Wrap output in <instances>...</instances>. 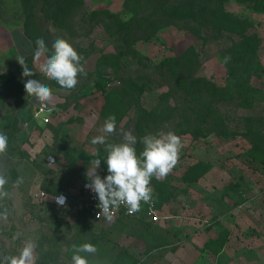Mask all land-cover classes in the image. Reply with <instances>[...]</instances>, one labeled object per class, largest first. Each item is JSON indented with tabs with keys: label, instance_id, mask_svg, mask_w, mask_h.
Here are the masks:
<instances>
[{
	"label": "rangeland",
	"instance_id": "1",
	"mask_svg": "<svg viewBox=\"0 0 264 264\" xmlns=\"http://www.w3.org/2000/svg\"><path fill=\"white\" fill-rule=\"evenodd\" d=\"M138 1L83 0L80 4L76 0L75 9L56 19L45 13V0H0V71L10 78L0 81V132L8 138L6 151L0 153V175L7 179L4 190L9 194L0 199V258L19 255L24 242L31 240L36 244L34 264H71L72 246L83 243L97 248L95 254L81 253L89 264H158L159 246L178 253L184 238L174 225L186 221L193 227L187 232L190 264H264V164L247 154L251 143L246 135L251 130L264 132V13L252 12L234 0L222 3L226 10L254 20L250 32L257 33L259 46L253 52H245L241 37L234 33L181 18L160 23L150 29V37L129 44L118 18L140 19L145 25L161 19L156 13L162 10L159 2ZM94 11L101 13L93 15ZM28 27L44 39L50 52L58 37L74 46L87 73L79 75L75 88L64 89L39 71L33 63L35 48L24 31ZM190 47L198 59L194 76L222 89L223 97L212 105L224 118L225 135L210 129L205 137L177 127L178 117L201 115L210 99L209 89L199 103L185 96L163 64L166 57ZM19 57L34 76L22 75ZM101 75L113 91L127 88L129 82L137 84L124 101L125 114L120 118L119 108L104 106L101 89L81 91ZM27 79L39 80L53 92L48 102L55 110L46 115L51 117L43 128L24 87ZM140 109L176 118L161 127L140 129L139 134ZM109 115L116 117V132L107 136L109 143H121L127 131L136 136V144L145 135L160 132L171 131L181 138L177 164L166 178L151 180L159 204L158 221L143 214L98 222L77 210L90 183L91 162L100 159L97 174L108 175L105 145L91 141ZM201 161H209L211 169L197 181H185L187 167ZM17 180H22L18 187L14 186ZM41 191L44 196H39ZM60 195L66 197L62 206L54 199ZM199 223L203 229L195 233ZM157 225H164L163 229L157 230Z\"/></svg>",
	"mask_w": 264,
	"mask_h": 264
},
{
	"label": "clouds",
	"instance_id": "2",
	"mask_svg": "<svg viewBox=\"0 0 264 264\" xmlns=\"http://www.w3.org/2000/svg\"><path fill=\"white\" fill-rule=\"evenodd\" d=\"M36 50L33 54V63L39 65V71L48 79L57 82L64 89H73L78 84L79 75H87L82 57L74 46L64 38H56L52 43L51 52L43 38L36 40ZM23 67L22 75L32 77L34 73L27 67L23 57L16 58ZM26 93L37 98L41 103L50 101L53 92L46 84L36 79H27L24 84ZM116 132V117L109 115L99 129V135L93 137V145H105L107 156L108 175L101 178L97 169L101 160L92 163V169H88L87 177L90 183L86 185L96 193L99 207L102 210L98 216L104 214L112 219V210L124 205L129 214L140 209L141 201L149 202L152 198L150 186L153 177L166 178L178 162L182 147L181 138L174 132H160L148 134L142 138L143 150L137 155V138L131 131L123 132L121 143H109L107 136ZM8 146L7 136L0 132V153H4ZM22 180H17L14 186H19ZM7 179L0 175V199L9 194L4 190ZM54 199L59 205L66 202V197L60 195ZM7 218V211L2 214ZM35 242H24L19 255L4 256L0 258V264H34ZM71 264H89V260L81 253L95 254L97 248L92 243L73 245Z\"/></svg>",
	"mask_w": 264,
	"mask_h": 264
},
{
	"label": "trees",
	"instance_id": "3",
	"mask_svg": "<svg viewBox=\"0 0 264 264\" xmlns=\"http://www.w3.org/2000/svg\"><path fill=\"white\" fill-rule=\"evenodd\" d=\"M45 1V13L48 12L49 17H53L56 19L63 18L62 15H66L67 13L72 11V9H75L74 3L76 0ZM134 1H137V3L140 2L138 0ZM150 1L153 2V0ZM224 1L227 0H219L217 2L215 0H156V3L159 2V6L160 8H162V10H160L161 13H159V11L156 12L161 17V19H151L146 25L145 21L140 19L122 21L118 18V22L123 26L124 30L126 31L123 38L129 44H131L134 40L138 38L150 37V29L156 27L160 23L161 25H165L173 23L176 18H181L193 21L195 24L200 25L202 27H207L210 30L234 33L241 37V46L244 51L253 52L259 46V37L257 33L250 32V29L254 27V20H251L249 16H240L236 13L226 10L222 6V3ZM234 1H236L238 4L245 5L252 12L264 13V0ZM77 2L81 4L83 0H77ZM98 13L101 12H92L93 15H96ZM110 15L111 17L115 16L114 14ZM142 26H145L147 31H141V28H143ZM32 27H28L24 29V31L28 39L31 40L33 47L36 50V40L38 38L36 34H33ZM163 64L167 67L173 84L181 88L185 92V96L191 97L192 100L194 99L199 103L202 100V95L205 94V89H209L208 91L210 99L209 102L207 100L204 104V107H202V114L196 117H192L190 115H183L180 118L178 117L177 127L179 126V129H182V131L184 129L187 132H194L196 135L201 134L205 137L209 134L208 131H210V129H219L216 132L219 135H225V129H227V126L224 125V118L212 105L217 100V98L223 97L222 89L221 87L215 85L207 79H204L203 77L194 76L193 70L198 64L197 54L195 53L194 49L190 47L187 48L185 52L177 56L166 57ZM104 79L105 77L101 75L100 78L95 82L83 86V89L81 91L83 92V94H89L93 92L94 89H101L106 100L104 106L106 108L108 107L110 110H112L113 107L114 111L119 108L118 111H120V113L118 118H120L121 115L125 114L126 108L123 107V103L124 101H126L127 97H130L132 87H136L137 84L129 82L130 85L127 88L122 89L121 91H113V89H110L112 88V86L110 88L107 87V81L105 82ZM8 80H10V78L0 71V81ZM169 94L170 92L165 93L166 96ZM52 107V111H54V105H52ZM50 112L51 111L47 113ZM175 118L176 117L173 114H169L167 116L161 114L156 110L140 109L138 112V119L136 121L138 128L136 129L139 131L140 129H150L153 126L161 127L167 124L168 121H172ZM37 124L40 128H43L46 123L42 119V121H38ZM191 129H193V131H190ZM203 129H206V131ZM246 135L251 143V147L247 151V154L252 159L264 164V132L259 130H251ZM141 143L135 145L137 155H139L140 152L143 150L140 148ZM211 167L212 164L209 161H201L195 163L194 165H190L189 167H187V171L184 174V179L185 181L190 183L197 181L201 176L207 173L211 169ZM152 199L154 200L153 194ZM154 202L156 209H158L159 204L157 205L155 200ZM160 203H162V201ZM77 210L86 212V214L91 219H93V217H91L84 205L80 207V205L78 204ZM143 214L146 215V213L141 212L138 216H141ZM132 217L137 216L121 217V219ZM146 217L148 216L146 215ZM93 220L97 221L95 219Z\"/></svg>",
	"mask_w": 264,
	"mask_h": 264
},
{
	"label": "built area",
	"instance_id": "4",
	"mask_svg": "<svg viewBox=\"0 0 264 264\" xmlns=\"http://www.w3.org/2000/svg\"><path fill=\"white\" fill-rule=\"evenodd\" d=\"M106 85L108 88H110L112 86L110 82H107ZM41 112H43V110L38 107L34 113V116L35 117L39 116L41 114ZM50 117H51L50 115L43 117L44 122L45 123L48 122L50 120ZM44 194L45 193L42 191L39 192V196H44ZM36 197H38V194ZM79 205H80V207L82 205H84L86 207L87 211L89 212V214L91 215V217H93V219H95L97 221H101V220L115 221L121 217L138 216L141 212L146 213V215L152 221H158L161 217L158 210L155 207V202L152 198L149 202L141 201L140 209L138 211L132 213V214H129L127 208L124 205H121L118 209L112 210V219H110V220L104 214H101L100 216H98V213H100L102 211L99 207L98 197H97L96 193L91 191L86 186L84 187V201H83V203H80Z\"/></svg>",
	"mask_w": 264,
	"mask_h": 264
},
{
	"label": "crops",
	"instance_id": "5",
	"mask_svg": "<svg viewBox=\"0 0 264 264\" xmlns=\"http://www.w3.org/2000/svg\"><path fill=\"white\" fill-rule=\"evenodd\" d=\"M37 108L38 107L35 106V110H37ZM43 112H41V114L45 115V116L50 114V113H43ZM41 114L36 117V118H39L40 121H42V119H43ZM40 130H45V129H40ZM98 222H100V221H98ZM182 222H176V224L174 225V226H178V228H180L179 229L180 231H183V237L182 238H184V239L182 240V245H180V247L177 249L178 253L172 254V253L166 252V250H162V247L159 246L157 248L158 252H156V254H155L158 264H161V263L164 264V263H168V262H169L168 264H172L170 261H172L173 264H190L191 263L190 257L187 256V248H189V246H190L189 239H191V235L187 234V232H189V230H191V228H193V227H191L190 225L187 226L186 221L183 223ZM194 224H196V223H194ZM157 226H158L157 230H161V229H163L162 226H164V225H157ZM165 226H167V225H165ZM201 226L202 225L199 223V227H196V228L194 227L195 233L201 232V230L203 229V227H201ZM203 226H204V224H203ZM205 226L207 227V225H205ZM173 228L174 227H172L171 230H173ZM175 233H172L170 236H174ZM160 234H161V232H160ZM168 251H170V250H168ZM199 257H200V255H199Z\"/></svg>",
	"mask_w": 264,
	"mask_h": 264
},
{
	"label": "water",
	"instance_id": "6",
	"mask_svg": "<svg viewBox=\"0 0 264 264\" xmlns=\"http://www.w3.org/2000/svg\"><path fill=\"white\" fill-rule=\"evenodd\" d=\"M30 102L37 107L41 108L44 112L52 111L53 107L49 102L41 103L37 98L30 97Z\"/></svg>",
	"mask_w": 264,
	"mask_h": 264
}]
</instances>
